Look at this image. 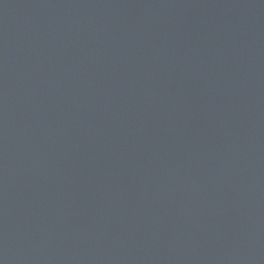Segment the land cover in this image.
<instances>
[{
	"label": "water",
	"instance_id": "water-1",
	"mask_svg": "<svg viewBox=\"0 0 264 264\" xmlns=\"http://www.w3.org/2000/svg\"><path fill=\"white\" fill-rule=\"evenodd\" d=\"M0 264H264V0H0Z\"/></svg>",
	"mask_w": 264,
	"mask_h": 264
}]
</instances>
